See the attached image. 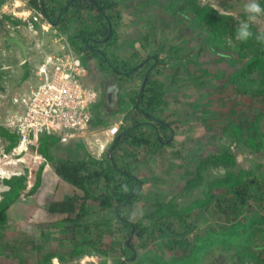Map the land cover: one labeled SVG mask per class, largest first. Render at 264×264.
Wrapping results in <instances>:
<instances>
[{
  "label": "trees",
  "instance_id": "16d2710c",
  "mask_svg": "<svg viewBox=\"0 0 264 264\" xmlns=\"http://www.w3.org/2000/svg\"><path fill=\"white\" fill-rule=\"evenodd\" d=\"M6 1L0 0V7ZM30 3L32 8L43 13L44 20L53 27L70 33L83 64L87 65L88 60L98 58L104 70L111 69L117 76H142L143 81L141 89L132 99L136 113H127L126 124L121 125L102 158L90 154L87 157L58 158L52 149L60 141V135H43L35 143L36 150L46 157V161L39 166L36 182L29 193H35L41 186L48 162L65 180L83 191V194L76 193L54 201L49 207L51 212L69 214L66 217L67 229L73 234L76 251L84 245H92L107 256L119 257L117 264H129L140 257L157 234V238L164 239L166 248L177 251L180 244H185L188 250L179 253V257L173 261L151 257L142 264H205L209 260L210 264H264V177L249 178L252 171L242 170L239 174L218 178L204 198L197 199L185 208L169 209L166 202L154 203L152 224L128 218L126 208L139 200L146 185V180L132 170L129 159H136L141 146L151 148L155 141L170 145L178 128L175 121L161 117L167 87L159 74L166 61L159 53L147 55L135 66L119 64L112 58L108 53L109 48L126 34L114 25V18L123 17L117 0H30ZM192 8L191 13L187 14L188 19L205 27L211 39H222L228 32L235 34L236 28L224 17L221 18L211 5L196 4ZM88 14L91 24L85 22ZM182 14L186 18V13ZM75 16L83 25L78 33L71 31L72 18ZM13 21L16 24L23 22L20 18H14ZM260 31L256 29L253 33ZM241 45L246 46L247 54L241 55L235 51L225 54L223 50H213L218 58H229V61L232 57L236 58L242 64L241 71L261 72V98L254 92L258 96L255 101L241 103L245 107L238 112L241 116L238 117L240 125L241 122L253 123L258 107L264 106V44L253 37ZM7 128H4V134H9V148H13L19 144L20 136L15 130L11 132ZM241 128L244 129L243 126ZM253 135L257 137L258 132L254 131ZM228 154L225 150L218 151L214 158L222 160ZM5 182L9 186L3 191L0 200V226L3 228L9 224L11 206L28 188V174H14L6 178ZM123 184L129 186L127 193L122 191ZM94 204L100 210L101 217L98 219L91 218V206ZM255 206L262 209L261 214H254ZM204 212L213 213L223 222L219 228L211 225L205 236L197 233ZM239 214H242L243 221L228 227L227 222L236 220ZM257 232L261 236L257 242L260 247L255 249L252 244ZM106 233L113 236L112 242L107 245L102 243ZM195 237L198 241H195ZM213 253H216L214 257ZM102 264H108L106 259Z\"/></svg>",
  "mask_w": 264,
  "mask_h": 264
},
{
  "label": "rangeland",
  "instance_id": "374dc122",
  "mask_svg": "<svg viewBox=\"0 0 264 264\" xmlns=\"http://www.w3.org/2000/svg\"><path fill=\"white\" fill-rule=\"evenodd\" d=\"M17 2H21V5L17 6ZM118 2L120 7L128 9L129 13L138 17L144 12L143 9L154 8L157 13L154 20L159 24L158 26L163 25L161 23L164 21L169 24V27L167 25L168 29L161 28L159 30V33L162 30L167 31L165 35L163 31L158 36L159 39H171L173 34L176 39H191L187 43V51L190 53V57L194 59L203 58L197 61L200 64L202 61H207L204 67L201 66L202 74L197 80L198 87L201 89L199 104L192 99L190 104L184 106V121L180 124L181 129L176 130L174 141L170 145H161L155 141L150 149L141 146L139 148L140 154L136 159H129L132 170L151 184L147 185L134 205L126 208L127 215L140 210L143 214L137 215L135 220L152 224L154 221L152 215V211L155 209L154 203L166 202L169 209L185 208L197 199L204 198L206 192L211 189L218 178H225L232 173L239 174L242 170L253 172L249 178L264 177V106L258 107L256 111L258 113H255L253 123L241 122V125L238 123V117H241L239 113L245 107L241 103L255 101L258 96L261 98L259 95V91L263 88L261 72L241 71L242 64L237 62L236 58L231 56L229 61V58H218L214 54L213 50L218 49L223 50L225 54H232L234 51L241 53V55L247 54L246 46L241 45L242 42L236 39L235 34L228 32L222 36V39L213 40L205 27L187 17V14L193 10L192 6L196 4L211 5L221 15V18L224 17L232 26L237 28L239 21H247V14L243 11V4L246 0H118ZM258 3L264 7V0H258ZM30 9V0H7L6 4L0 7V91L3 94V97L0 98V114L6 122L13 113L21 110V107L14 102V96L26 93L32 86L40 82L39 69L47 52L55 53L58 51V49L50 51L49 45H51L52 40L72 41L69 32L53 26L49 28L44 26V18H40L39 21L35 20L34 28H30L26 20V18H31L30 15L33 14L29 11ZM19 12H28L29 14H19ZM182 12L186 13V18ZM126 17L114 18V25L119 30L122 29L120 26L124 25L123 21H126ZM14 18H20L23 22L16 24L13 21ZM198 19L197 21H200ZM140 21L142 22V19L137 20L139 24ZM80 22L77 16L72 18V32L78 33L80 31L83 26ZM85 22L91 24L89 14L88 18H85ZM251 29L252 32L256 29L264 30V16L259 17ZM134 34V31L131 34L128 33L129 38ZM71 46L75 49L74 44L71 43ZM182 46L184 45L174 43L173 48H169L168 44L158 40L155 52L159 51L167 55ZM185 64L181 58L172 60L170 73L173 80L177 79L179 74L182 76V74L188 73L190 76L184 79L193 82L191 71H188L187 64ZM189 65L194 67L190 62ZM185 84L187 85V83ZM212 87H215L216 97H219L215 103H213L215 100L212 99L214 91L213 93L210 91ZM189 89L193 91L192 87ZM254 92L258 93V96ZM98 108L101 109L102 106L98 105ZM176 110L182 111L180 107L173 109L174 112ZM173 111L168 113H174ZM116 118H118L117 115H108L105 118L106 122L105 120L104 122L110 124ZM94 123L98 124L97 121ZM242 126L244 129L241 128ZM5 127L10 128L9 131L12 132L10 126H0V193L4 191L2 189L9 186L5 179L11 177L14 172L23 171L24 174L27 173L28 183H30L32 166L36 167L34 166L36 162L45 160L44 155L36 151L34 143H30L29 148L26 147V150L23 151L19 148L15 151L14 147L9 148L11 139L9 134H4ZM254 131L258 132L257 137L253 135ZM96 136L103 137V134L97 133L94 136H88L85 138L86 141L82 139V141L79 140V143L86 145L88 140L92 141ZM71 144L69 141H63L60 138L52 152L58 158L87 155V146H84V152L76 153L78 151H76L75 146L78 145L77 142H74L75 145L73 146ZM80 145H78V149L82 150L83 147H79ZM222 150L228 151L229 156L224 158L225 160L214 158L215 154ZM24 156H26V160H24L26 170H23V165L18 162V158ZM34 179L36 180V175ZM253 209L256 210L255 215L262 213V209L258 206ZM92 214V217L95 218L100 216V213L94 208H92ZM243 219L242 214H239L236 220H230L227 225L232 227L236 222L243 221ZM222 223L213 213L204 212L198 223L197 233H202L205 236L207 231L211 229V225L219 228ZM1 228L0 233H3ZM259 234L257 232L252 244L255 249L260 247L257 243L261 237ZM120 237L122 239V236ZM112 240L113 236L106 233L102 238V243L107 245ZM195 241H198L196 237ZM163 242L164 239L159 236L157 238L156 234V239L153 242L149 241L148 247L145 248L140 257L136 261L129 262V264H142L151 257L162 261H173L179 257V253L182 254L183 251L188 250L185 244H180V249L177 251L172 250L166 248ZM101 247L107 248L103 245ZM89 248L95 250L96 247L91 245ZM6 249L9 247L4 248V252L8 251ZM215 255L216 253H213V257ZM101 256L92 258L93 260L88 264H102L105 260L103 258L100 260ZM210 257H212L211 254ZM209 261L205 264H210Z\"/></svg>",
  "mask_w": 264,
  "mask_h": 264
},
{
  "label": "crops",
  "instance_id": "0c3cea01",
  "mask_svg": "<svg viewBox=\"0 0 264 264\" xmlns=\"http://www.w3.org/2000/svg\"><path fill=\"white\" fill-rule=\"evenodd\" d=\"M121 9L123 11V16L127 17L126 21H123V24L126 27L124 25L120 27H122L121 30L127 34H125L124 38L114 42L109 48L108 53L119 64L128 63L131 66L139 64L147 55L159 53L163 56L166 64L165 66H161L159 77L165 81L167 92L165 94V104L163 106L164 109L161 113V117L168 121L171 120L172 122L175 121L178 123L177 129L179 130L181 129V127L179 128L181 122L184 121V106L190 104L192 99L199 104L198 101H200L201 89L198 87L197 80L202 74V67L205 66L207 61H202L200 64L197 61H200V59L203 58L194 59L193 57H190V53L187 51V43L191 39H176L174 34L171 39H159L158 36L162 34L163 31L164 35L167 33L165 30H162L161 33H159V30L161 28L168 29L169 24L164 21L161 23L163 25L158 26L159 24L154 20L157 16L154 8L143 9L144 12L141 13L140 17L129 13L128 9L122 7ZM86 17L88 18V15ZM138 19H142L140 24L137 22ZM132 31H134L135 36H131L130 39L128 33L131 34ZM178 34H180L179 31ZM147 35H149L148 39ZM158 40H162L164 44H168L169 48H173L174 43L178 45L183 44L184 46L180 47L175 52H170L165 55L159 51L155 52L157 50ZM69 42L74 44L73 41ZM61 43L62 40L53 39L52 43H50L51 45H49L51 48L50 51L52 49H58L59 51L62 46ZM50 53L47 52V54ZM179 58H181V61L184 64H187L186 68L188 71H191V77H193L191 79L193 82L184 79L190 76L188 73H185L184 75L182 74V76L179 74V77L173 80L172 74L170 73L172 69L171 62L172 60ZM214 60H217V58H214ZM189 62L192 63L194 67L189 65ZM84 66L87 70L86 74L83 76L84 83L87 86L97 89L99 92V99L92 107L93 124L97 127L96 129H104L107 125L114 123H120V127L121 125L126 124L125 117L127 113H136L133 109L132 99L142 87V76H117L112 73L111 69L104 71L100 66L98 58L88 60L87 65L84 64ZM185 83H187V85ZM190 87L193 88V91H190ZM210 91L212 93L214 91V97L212 99L215 100L213 101V103H215L216 100L219 99V97H216L217 91L215 90V87L210 88ZM98 105H101L102 108L99 109ZM179 107L182 109L181 112L179 110H176L175 112L173 111V109ZM213 107H215V104H213ZM172 111L174 113H168ZM108 115H117L118 118L114 119L110 124H106L105 118H107ZM96 121L98 124L94 123ZM79 140L82 141L80 138L67 140L72 143V146L75 145L74 142H77L78 145L81 144L79 147H83L82 150H79L78 145H75L76 151L78 150L76 153L84 152V146L86 147L85 143H79ZM178 152L181 154L180 151ZM88 155L89 154L87 153V155L81 154V156H78L87 157ZM18 160V162H21L23 165V170H26V162L24 161L26 160V156L18 158ZM45 161L46 157L44 161L40 160L38 163L36 162L34 165L36 167L32 166L31 181L28 183V188L24 192L25 196L21 195V198L11 206L8 226L5 228L0 227L1 230L3 229L4 231L3 233H0V263L88 264L93 260L92 258L101 255L103 256H101L100 260L102 258L103 260L106 259L108 264L113 262L118 263L119 257L107 256L97 249L92 250L89 248L91 245H84L81 249L76 251L73 234L67 229L68 222L66 221V217L69 216V214L49 211V207L54 201L63 200L76 193L83 194V191L76 185L59 175L51 163L48 162L45 166L41 186L35 193H29V190L36 182L34 179L37 174L36 170L39 169V165ZM15 173L24 174L23 171L14 172L13 175ZM150 184L146 182L145 189L147 185L149 186ZM7 189L8 186L2 190L5 191ZM2 193H0V200L3 197ZM27 196L29 197L28 199ZM91 207L100 213V210H98V207L95 204ZM92 215V219H98L101 217L99 216L95 218L92 217ZM7 246L9 249H6L8 251L4 252L3 249ZM96 261L98 262V260Z\"/></svg>",
  "mask_w": 264,
  "mask_h": 264
},
{
  "label": "built area",
  "instance_id": "2783aa9c",
  "mask_svg": "<svg viewBox=\"0 0 264 264\" xmlns=\"http://www.w3.org/2000/svg\"><path fill=\"white\" fill-rule=\"evenodd\" d=\"M30 12L33 16L30 15L31 18L26 20L33 29L35 20L39 21L44 16L41 11L32 7ZM44 26L50 27L52 24L46 20ZM61 40V49L47 54L40 66V82L26 93L14 96V102L21 110L13 113L7 122L0 114V126L8 125L19 134L20 141L14 151L18 148L22 151L26 147L28 149L30 143H37L43 135H60L63 141L72 138L86 141V137L100 133L103 137L96 136L92 141L88 140L86 146L88 154L102 158L118 133L120 123L96 129L92 107L99 99V92L84 83L83 76L87 70L81 55L71 46V42ZM2 97L0 91V98Z\"/></svg>",
  "mask_w": 264,
  "mask_h": 264
},
{
  "label": "clouds",
  "instance_id": "9594fccd",
  "mask_svg": "<svg viewBox=\"0 0 264 264\" xmlns=\"http://www.w3.org/2000/svg\"><path fill=\"white\" fill-rule=\"evenodd\" d=\"M243 11L247 14V21H239L236 28L235 37L241 42H247L250 38H255L258 42L264 44V31L254 34L251 31V24L257 22L258 18L264 16V7L258 3V0H246L243 4ZM122 191L127 193L129 186L123 184ZM142 211L136 210L129 215L130 220H135L137 215H142Z\"/></svg>",
  "mask_w": 264,
  "mask_h": 264
},
{
  "label": "bare ground",
  "instance_id": "6f19581e",
  "mask_svg": "<svg viewBox=\"0 0 264 264\" xmlns=\"http://www.w3.org/2000/svg\"><path fill=\"white\" fill-rule=\"evenodd\" d=\"M16 5H17V6L21 5V2H17ZM19 14H25V15H27V14H29V13H28V12H19ZM232 91H233V90H232ZM232 91H231V92H232ZM236 91H238V90H236ZM19 149H20V148H19Z\"/></svg>",
  "mask_w": 264,
  "mask_h": 264
}]
</instances>
